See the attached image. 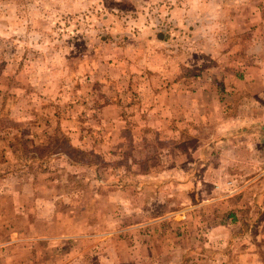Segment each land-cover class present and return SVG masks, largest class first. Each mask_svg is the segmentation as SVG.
<instances>
[{"label":"rangeland","instance_id":"1","mask_svg":"<svg viewBox=\"0 0 264 264\" xmlns=\"http://www.w3.org/2000/svg\"><path fill=\"white\" fill-rule=\"evenodd\" d=\"M261 7L264 0H0V241L13 229L59 236L0 250V264H222L211 262L212 242L234 243L232 264H264V153H239L264 149V140L219 141L227 134L217 108L187 92L224 87L220 75L238 65L227 56L238 59L242 22ZM227 21L239 32L233 45ZM215 164L224 169L218 199ZM232 225L231 239L211 235Z\"/></svg>","mask_w":264,"mask_h":264},{"label":"crops","instance_id":"2","mask_svg":"<svg viewBox=\"0 0 264 264\" xmlns=\"http://www.w3.org/2000/svg\"><path fill=\"white\" fill-rule=\"evenodd\" d=\"M233 5H230V7H232ZM229 8L228 12H229ZM262 10H264L261 7ZM261 12L259 11V9H257V12L255 10H249V12L247 13V15L245 16V21L242 22L243 25H241V29L243 30V28L245 27V31H246V36L245 39L241 41L242 46L241 48L237 51L236 54L238 59H234L236 57H229L227 56V60L232 59V62H234L236 60V63L238 64L237 67L234 65L233 68L231 67H227L228 69H232L230 70H226V73L224 75H220V80L224 81V87L220 86V87H216L210 84L208 85H202V86H193V87H186L185 91H187L188 93H191L193 91H191V89L199 91V93L201 92L202 94H204L205 96H203L204 99H200L199 100V104L197 105H201L204 107H214L217 108L216 110L214 109V117L215 118V123H222V124H226V127L223 129L226 132L227 135H219L218 140L219 141H230L231 143H239L241 141V139L246 140V143H248L247 145L250 144V141L253 142H257L259 143V141H263L264 140V11ZM229 23V29L227 27L226 32H232L233 34H235L234 36L231 35V37H226L228 42L229 40L235 37V40H237L238 38V31H235L233 29L234 23L232 22H226ZM238 24V23H236ZM244 26V27H243ZM213 34V33H212ZM212 36V35H211ZM225 38V40H226ZM239 41V38L238 40ZM234 43V40H233ZM230 45H233L231 42H229ZM227 63V61H226ZM225 63V64H226ZM223 64V65H225ZM171 76V75H170ZM196 82H200L201 81H196ZM231 82V83H230ZM229 83V84H228ZM183 84V83H182ZM182 84H174V87H178V90L184 92L183 90H181V86ZM206 84V83H205ZM208 91H207V90ZM207 94L211 95L209 98H207ZM213 94V95H212ZM224 97V98H223ZM114 104L117 106L118 105V101H114ZM149 107L151 106V103H149L148 105ZM234 108V109H233ZM238 108H243V113L240 114L241 115V119L239 117L234 118V114L233 112L238 109ZM224 112H229L228 114L226 113L224 114V118L222 119V116L220 115L221 113ZM219 117L222 119H219ZM238 124V125H236ZM236 126V127H235ZM241 128V130L237 129V128ZM236 129V130H234ZM251 131H253L254 133H251ZM240 133H242V137L240 136ZM215 142V146L217 148L218 142ZM245 142V141H244ZM220 143V142H219ZM236 146V145H235ZM260 147V146H259ZM237 149H233V151L237 152ZM211 151H215V154H217L219 151L218 149H214L211 148ZM223 153V152H222ZM220 154V156H223V154ZM239 153H241L244 156H254L257 154H261L264 153V149H260L258 148L256 151H250L248 148H241L239 150ZM229 153H227V160L225 161V166L227 171H233V159H229L228 157ZM219 160V159H218ZM246 162V161H242L241 163ZM247 163L249 164V160H247ZM223 164V161L220 163ZM237 164V163H236ZM247 165V164H246ZM232 166V167H231ZM220 165L215 164L212 167L213 172L216 173V176L211 180V188L216 190L215 192V198L218 199L219 195H218V188L221 187V183L220 180L217 178V174L220 171H223L224 169L221 168L220 169ZM197 166H195V171H196ZM150 168H147V170H149ZM185 170V169H183ZM164 171V168L161 170ZM172 171V170H170ZM114 172H121L119 171V169L115 170ZM125 172V171H124ZM248 178V177H247ZM247 178L243 179L242 181V186L245 185V180H247ZM230 179V178H229ZM227 179V183H230L232 180ZM163 180L160 179L158 181L153 182V184H159V182ZM99 182H103V184H105V181L103 180H98ZM163 182V181H161ZM131 183H135L133 181H131ZM232 183V182H231ZM136 184L138 185V183L136 182ZM144 184H148L147 183V179H145ZM136 185V189L137 188H144L145 186L143 184L137 186ZM226 185V184H225ZM231 193H233V190L231 191ZM233 196V195H230ZM214 198V197H211ZM245 196L242 195L240 197V199L244 200ZM232 199L240 202L235 196L232 197ZM19 200V199H17ZM20 202V200L18 201V203ZM17 203V204H18ZM184 218L182 220H191L192 217L190 214L183 216ZM234 219L235 216H234ZM243 220H245V218H241ZM183 224H185V222H183ZM185 227V226H184ZM244 229H242V233H244ZM224 233V236H227V238L229 237V239H231V237H234L236 235V231L234 229V226L232 225V227L230 229H217L215 231H212V236L216 235L217 233ZM81 239H84L86 237H89L90 235L87 234H83V233H78ZM190 235H199L198 232H189ZM49 238H45L42 237L41 235H33L30 236L28 235V233H24L23 230H8L7 234L5 235V238L2 241H0V250H3V252H7L8 250H10V246H12L13 248H17V246H22L23 250L25 251V247L32 244L33 242L37 241V240H43V239H47V240H57L59 239V236L57 235H52L50 234ZM77 234H71V235H66V238H70V237H75ZM64 235H62L61 237H63ZM186 236V235H183ZM234 240V238H233ZM230 242V241H229ZM231 243V242H230ZM8 245V246H5ZM4 247V248H3ZM208 250L213 248V250L211 251V262L215 263V262H219L222 264H232V261H235L236 259H234L233 257V252L231 251V249L233 247H235L234 243L232 242L231 244L229 243H221L218 244L217 242H212L211 245H207ZM189 247H186L183 251V254H185L186 252H190V249H187ZM226 248V249H225ZM196 251H194L196 253V259H198V254L200 249L198 248H194ZM223 249H225L224 253V257L226 258L225 260H221L219 261V259L217 260L216 255H217V251L219 253V251H222ZM230 251V253L228 252ZM227 252V253H226ZM244 252V250L242 251ZM219 258V257H218ZM238 258V257H236ZM246 259H242V261H245Z\"/></svg>","mask_w":264,"mask_h":264}]
</instances>
